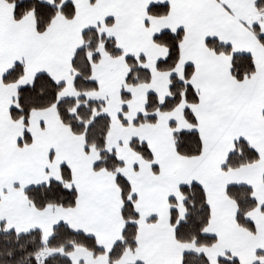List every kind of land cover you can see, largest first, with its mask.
<instances>
[{
  "label": "snow or ice",
  "instance_id": "1",
  "mask_svg": "<svg viewBox=\"0 0 264 264\" xmlns=\"http://www.w3.org/2000/svg\"><path fill=\"white\" fill-rule=\"evenodd\" d=\"M0 264H264V0H0Z\"/></svg>",
  "mask_w": 264,
  "mask_h": 264
}]
</instances>
